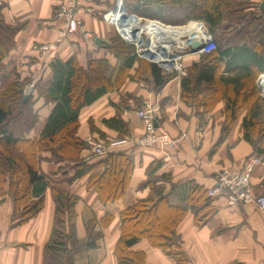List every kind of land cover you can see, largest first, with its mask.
<instances>
[{"label":"crops","instance_id":"crops-1","mask_svg":"<svg viewBox=\"0 0 264 264\" xmlns=\"http://www.w3.org/2000/svg\"><path fill=\"white\" fill-rule=\"evenodd\" d=\"M66 1L3 0L0 18L8 25H22L15 39L16 48L5 62L9 71L17 72L21 79H32V90L37 83L44 85L53 79L50 64L54 59L65 62L76 57L82 68H87L91 60H106L113 68L119 65L110 51L111 42L118 34L113 25L101 18V13L110 9L115 0H83V7L93 11L83 14L82 19L86 30L93 34L94 42H86L79 35L72 36L59 47L53 59L43 58L33 51L34 45L48 44L56 39L61 27L57 14L60 5ZM144 1L157 3L160 0ZM244 1L252 4L247 14L264 17V0ZM133 2L134 5L136 0ZM97 40L104 43L98 45ZM201 59L199 53L187 55L186 68ZM136 69L137 64L119 88L81 109L77 131V136L86 143L90 138L108 148V153L100 156L87 143L88 147L81 153L83 162L96 166L93 174L105 170L103 162L109 153H122L132 159L133 171L122 198L103 203L97 191L89 188V177L72 179L76 174V163L51 162L50 152L40 155L43 159L40 171L52 187L79 198L76 205L77 239L86 238L87 223L93 218L97 220L96 231L102 234L96 249L76 255L71 264H119L115 251L121 236L120 214L140 200L155 197L150 188H142L147 181V170L154 162L162 164L157 176L171 175V183L157 184L164 186L165 195H169L172 185L188 182L208 190L217 184L222 171L240 172L248 159L259 157L256 149L243 137L246 110L241 111L223 138L224 101L206 109L208 103L203 95L198 99L200 105L183 97L182 78L174 76L163 88L156 89L153 82L148 86L132 81L129 77L135 75ZM145 101L157 110L158 131L179 140L176 148H140L131 143L144 135L143 122L136 112ZM35 110L39 118L28 136L31 140L42 137L53 105L36 95ZM117 116L126 125L124 130L128 135L124 138L117 129L105 124ZM259 147L264 150V136ZM260 159L251 178L253 195L257 197L264 196V157ZM44 199V208L37 217L19 223L11 197H0V264H45L46 246L51 239L56 211L51 188L45 191ZM169 199L174 204L178 202L173 197ZM212 206L216 213L204 226H198L194 213L189 211L176 228L177 247L187 264H264V210L254 203L230 207L225 198L212 199ZM130 251L140 256L143 264H178L147 239H141Z\"/></svg>","mask_w":264,"mask_h":264},{"label":"trees","instance_id":"trees-1","mask_svg":"<svg viewBox=\"0 0 264 264\" xmlns=\"http://www.w3.org/2000/svg\"><path fill=\"white\" fill-rule=\"evenodd\" d=\"M252 4L244 0H136L130 13L160 21L171 26L203 22L213 35L216 49L202 55L199 63L187 68L182 77V94L197 105L203 95L211 109L217 102H225L223 138L236 122L241 111L243 137L259 155L264 136V100L257 91L256 82L264 74V17L247 14ZM22 25H8L0 18V197L9 195L15 207V218L26 223L37 217L44 208V193L51 188L56 205L53 232L45 251V264H71L76 255L97 248L102 234L96 231L97 220L87 223V235L76 237V205L79 198L52 187L40 171L41 153L50 152L51 162L76 163L73 180L89 177V188L99 194L103 203L118 201L125 195L133 171V161L122 153H109L101 173L93 174L95 165H87L81 153L88 144L77 136L81 109L93 104L108 92L119 88L127 73L137 64L132 81L163 88L176 75H165L153 63L139 59L133 46L115 37L110 51L118 60L111 67L106 60H91L82 68L76 57L68 61L52 60L53 79L31 87L29 79H21L9 71L5 59L16 48V36ZM232 73H236L232 76ZM225 74H228L226 76ZM53 105L43 135L38 140L28 138L36 127V95ZM117 129L122 138L128 135L120 116L106 121ZM161 162H154L147 170V181L142 188H150L155 197L138 201L120 214L121 236L116 246L119 264H143L140 256L130 248L141 239L163 249L178 264H187L177 247L176 228L189 211L195 215L198 226H204L215 215L208 190L193 183L172 185L165 195L164 186L171 183L170 174L157 176ZM177 199V204L170 201Z\"/></svg>","mask_w":264,"mask_h":264},{"label":"built area","instance_id":"built-area-1","mask_svg":"<svg viewBox=\"0 0 264 264\" xmlns=\"http://www.w3.org/2000/svg\"><path fill=\"white\" fill-rule=\"evenodd\" d=\"M2 6L3 0H0V8ZM85 13L91 14L93 11L83 7V0H67L62 3L57 14L61 27L58 29L56 39L48 44L34 45L33 51L43 58L53 59L59 47L72 36L79 35L86 42H94L93 34L86 30L82 19ZM260 15H262L261 12ZM101 18L114 26L118 36L126 44L133 46L137 58L156 64L165 75H176L179 78L187 75L184 60L187 55L192 54V45L195 41H201L205 46L199 52L201 55L209 54L216 49L213 36L202 25H197L195 22L189 23L190 27L196 25L193 35L174 43L172 37L163 36L146 27L151 24L160 25V21L128 12L125 0H115L113 7L101 13ZM262 75L257 86L264 98V89L261 85ZM156 111L149 101H145L137 110V116L144 125V135L131 143L140 148H176L179 140L172 139L167 134L158 131ZM87 143L92 146V151L96 155L102 156L108 153V148L103 144L94 143L90 138L87 139ZM260 162L259 157H252L245 162L240 172L222 171L217 184L208 189V196L212 199L225 198L230 207L254 203L264 210V196L253 195L251 182L254 169Z\"/></svg>","mask_w":264,"mask_h":264},{"label":"bare ground","instance_id":"bare-ground-1","mask_svg":"<svg viewBox=\"0 0 264 264\" xmlns=\"http://www.w3.org/2000/svg\"><path fill=\"white\" fill-rule=\"evenodd\" d=\"M193 26L189 28H172V27H162L158 24H151L146 27L153 29V31L155 32L161 33L163 36L172 37L174 40V43H178L183 38H187L193 35V33L196 30V25H193ZM261 85H262V88L264 89V75H262Z\"/></svg>","mask_w":264,"mask_h":264},{"label":"rangeland","instance_id":"rangeland-1","mask_svg":"<svg viewBox=\"0 0 264 264\" xmlns=\"http://www.w3.org/2000/svg\"><path fill=\"white\" fill-rule=\"evenodd\" d=\"M131 2H133V0H125V4H126V7H127V9H128V12H131L130 11V8H131V6H134L133 5V3H131ZM115 3V2H114ZM113 7V6H112ZM158 22V21H157ZM195 23H197V25H202L208 32H209V30H208V27L203 23V22H195ZM159 24L161 25V26H171V25H167V24H164V23H162V22H159ZM172 28H189L190 26H189V24H187V25H183V26H171ZM210 33V32H209ZM210 35L211 36H213L211 33H210ZM260 78V77H259ZM259 78L257 79V82H256V87H257V83H258V80H259ZM29 80H32L31 78L29 79ZM257 91L259 92V90H258V87H257ZM259 94H260V92H259ZM260 96H261V94H260ZM262 97V96H261Z\"/></svg>","mask_w":264,"mask_h":264},{"label":"water","instance_id":"water-1","mask_svg":"<svg viewBox=\"0 0 264 264\" xmlns=\"http://www.w3.org/2000/svg\"><path fill=\"white\" fill-rule=\"evenodd\" d=\"M98 45H101L103 44L104 42L103 41H100V40H97L96 41ZM107 45V44H106ZM205 46L202 44L201 41H195L192 45V51L191 53H199ZM32 88H29L27 90V96L30 95L32 93Z\"/></svg>","mask_w":264,"mask_h":264}]
</instances>
